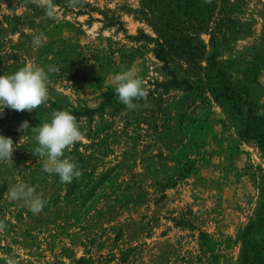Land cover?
<instances>
[{
	"label": "rangeland",
	"instance_id": "rangeland-1",
	"mask_svg": "<svg viewBox=\"0 0 264 264\" xmlns=\"http://www.w3.org/2000/svg\"><path fill=\"white\" fill-rule=\"evenodd\" d=\"M53 4L54 19L34 0H0V75L32 62L60 69L45 104L0 116L16 147L0 162V264H264V116L239 113L216 88L230 79L264 109V0L201 3L212 23L199 30L200 68L157 57L161 1ZM122 69L139 70L147 107L118 102L110 77ZM58 110L82 132L65 152L83 173L70 184L41 170L35 133L17 130ZM19 182L48 201L40 213L8 198Z\"/></svg>",
	"mask_w": 264,
	"mask_h": 264
},
{
	"label": "clouds",
	"instance_id": "clouds-1",
	"mask_svg": "<svg viewBox=\"0 0 264 264\" xmlns=\"http://www.w3.org/2000/svg\"><path fill=\"white\" fill-rule=\"evenodd\" d=\"M38 7L45 10L49 18H55L53 0H34ZM210 3L211 0H205ZM84 6V0H68V7L77 9ZM47 42L44 33L33 36L32 46L39 48ZM60 69L54 65L47 70L39 64L32 62L21 67L12 74L0 75V116L4 110L11 109L16 112H33L48 100L49 74L58 73ZM118 102L123 104L128 111H135L141 107L140 101H144L147 107L148 91L144 81L139 75L138 69H122L119 73L110 77ZM264 116V109L257 112ZM19 132L35 133L37 145L32 153L43 158L42 171L49 175H58L61 183L70 184L74 179L82 177L83 173L79 165L69 157H65L66 151H71L74 144L81 140L82 132L77 118L68 110H58L51 114L50 122H44L36 127H30V123L24 120ZM16 150L12 138L0 135V162L13 163V154ZM7 196L12 201L22 202L33 214L40 213L48 201L37 194L36 189L26 183L19 182L7 190ZM5 228L0 221V230ZM8 264H16L12 259Z\"/></svg>",
	"mask_w": 264,
	"mask_h": 264
},
{
	"label": "trees",
	"instance_id": "trees-1",
	"mask_svg": "<svg viewBox=\"0 0 264 264\" xmlns=\"http://www.w3.org/2000/svg\"><path fill=\"white\" fill-rule=\"evenodd\" d=\"M160 1L164 4L166 12L160 17L161 34L155 37L157 57L169 63L170 57L176 56L186 60L195 68L202 67L199 59L205 54L206 43L201 39L199 30H209L212 23L207 8L201 5L205 0H175L173 4L169 0H158V3ZM211 32L213 33L212 38H214V31ZM13 65L11 63L8 66L16 68L21 66L20 64ZM217 73L221 75L229 74L228 71L223 69H219ZM173 75L175 76L174 83H186L190 89H200V86L193 85L189 79L181 81L176 73L173 72ZM213 77L208 75L207 79H213ZM200 81L205 83L203 78ZM216 88L221 96L234 102L239 113L246 114L254 120L258 117L257 112L260 107L248 95L245 97L243 92L236 90L230 79L222 82V85ZM214 89L215 87L212 88V90ZM257 134L261 135L262 133L257 132Z\"/></svg>",
	"mask_w": 264,
	"mask_h": 264
}]
</instances>
